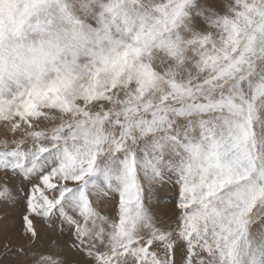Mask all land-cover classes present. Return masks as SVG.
I'll return each mask as SVG.
<instances>
[{"label": "snow or ice", "instance_id": "obj_1", "mask_svg": "<svg viewBox=\"0 0 264 264\" xmlns=\"http://www.w3.org/2000/svg\"><path fill=\"white\" fill-rule=\"evenodd\" d=\"M0 124L17 264H264V0H0Z\"/></svg>", "mask_w": 264, "mask_h": 264}, {"label": "rangeland", "instance_id": "obj_2", "mask_svg": "<svg viewBox=\"0 0 264 264\" xmlns=\"http://www.w3.org/2000/svg\"><path fill=\"white\" fill-rule=\"evenodd\" d=\"M6 134L11 136V133H7L0 124V139H4ZM175 200L176 191L171 183L159 185L151 200L152 210L161 219L172 222L177 212ZM103 210L105 213L114 214V204H105ZM23 211L22 200L18 203L0 200V264H17L18 257L11 252V249L25 242L21 235ZM37 227L42 234L48 231L46 225L38 224Z\"/></svg>", "mask_w": 264, "mask_h": 264}, {"label": "bare ground", "instance_id": "obj_3", "mask_svg": "<svg viewBox=\"0 0 264 264\" xmlns=\"http://www.w3.org/2000/svg\"><path fill=\"white\" fill-rule=\"evenodd\" d=\"M2 260V259H1Z\"/></svg>", "mask_w": 264, "mask_h": 264}]
</instances>
